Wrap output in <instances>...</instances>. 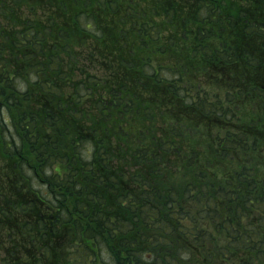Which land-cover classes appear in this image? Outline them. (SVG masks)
<instances>
[{
	"label": "trees",
	"instance_id": "1",
	"mask_svg": "<svg viewBox=\"0 0 264 264\" xmlns=\"http://www.w3.org/2000/svg\"><path fill=\"white\" fill-rule=\"evenodd\" d=\"M0 3V264H264V0Z\"/></svg>",
	"mask_w": 264,
	"mask_h": 264
},
{
	"label": "rangeland",
	"instance_id": "2",
	"mask_svg": "<svg viewBox=\"0 0 264 264\" xmlns=\"http://www.w3.org/2000/svg\"><path fill=\"white\" fill-rule=\"evenodd\" d=\"M8 1V0H7ZM1 6V3H0ZM4 17L0 14V26H4L6 25V20H4ZM13 20V19H12ZM23 26L19 27L18 29H22ZM1 29V28H0ZM0 43L4 44L5 47H8V43L5 40V37L3 35H0ZM5 55V54H4ZM84 66H86V69L90 72V73H98L101 74V70H99V68L96 65L90 64V63H86ZM259 101V112H263L262 110L264 108V98H262ZM262 103V105H261ZM200 205H195V208H199ZM203 227H207L209 228L213 233H214V240L208 245V251H210L211 253H213L215 255V258L212 261L207 260L206 258L203 257V255L200 254H196L194 253L192 255V257L186 259V260H181V264H214L216 263V260L220 261L222 260L221 256H218L219 258L216 257L217 252L219 250V247H221V245L224 244V242L221 239V236L215 232L214 230V226L210 223H202ZM100 264H110L109 260L107 259L104 263H100Z\"/></svg>",
	"mask_w": 264,
	"mask_h": 264
}]
</instances>
